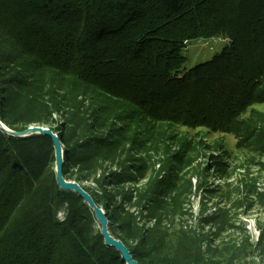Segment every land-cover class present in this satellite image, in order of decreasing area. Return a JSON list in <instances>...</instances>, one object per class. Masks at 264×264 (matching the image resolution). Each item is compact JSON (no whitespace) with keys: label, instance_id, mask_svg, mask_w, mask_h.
I'll return each mask as SVG.
<instances>
[{"label":"trees","instance_id":"16d2710c","mask_svg":"<svg viewBox=\"0 0 264 264\" xmlns=\"http://www.w3.org/2000/svg\"><path fill=\"white\" fill-rule=\"evenodd\" d=\"M0 30L9 49L0 50V67L1 57L23 56L35 71L30 101L51 72L64 90L107 93L146 117L231 131L238 115L264 100V0H0ZM217 38L225 39L217 50L192 57L189 45ZM14 79L0 84L7 87L0 120L20 130L12 117L28 109L11 87L25 80ZM61 140L66 159L77 155ZM50 144L48 136L0 131V264H122L93 231L92 208L43 172ZM258 229L254 244H223L228 254L219 261L199 257L196 236L184 230L175 256L165 253L159 263L134 246L130 252L137 264H264V218Z\"/></svg>","mask_w":264,"mask_h":264},{"label":"rangeland","instance_id":"374dc122","mask_svg":"<svg viewBox=\"0 0 264 264\" xmlns=\"http://www.w3.org/2000/svg\"><path fill=\"white\" fill-rule=\"evenodd\" d=\"M5 38L0 30V50L8 51ZM210 41L189 45L192 57L217 50L225 39ZM1 58L5 61L0 84L9 85L15 77L25 80L22 88L10 85L17 103L28 109L26 115H13L14 126L44 131L21 136L0 131L24 139H51L46 150L52 153L42 163L43 172L50 171L62 190L81 196L68 187L76 185L91 199L94 194L100 200L98 205L93 202L101 214L91 211V227L103 243L102 225L132 258L130 247L134 246L146 260L159 263L165 253L175 256L181 230L196 236L199 257L206 262L228 254L223 244L256 242L258 224L264 218V195H260L264 194L263 99L238 115L231 131L205 123L188 126L146 117L143 108H133L107 93L64 90L66 82H58L60 76L50 77L51 72L40 76V89L30 101L26 96L33 95L37 86L34 69L23 56L18 61ZM35 119L41 121H31ZM63 137L77 155L65 158ZM56 148L62 158L59 177L66 188L57 180ZM112 173L119 179H113ZM64 210L56 212L59 220ZM106 246L116 249L122 264H128L116 246Z\"/></svg>","mask_w":264,"mask_h":264},{"label":"water","instance_id":"95a60500","mask_svg":"<svg viewBox=\"0 0 264 264\" xmlns=\"http://www.w3.org/2000/svg\"><path fill=\"white\" fill-rule=\"evenodd\" d=\"M0 128H2L4 130V132H6L7 134H11V135H14V136H21V135H24V134H27V133H33L35 131H44L43 129L41 128H34V127H30V128H27V129H24V130H11V129H7L5 128V125L0 121ZM56 164H57V171H58V183L62 186V187H67L65 185H63L62 181L60 180V169H61V164H62V158H61V155H60V152L58 150V148H56ZM70 188H74L76 189L80 194L81 196L83 197V200L86 201L88 203V205L92 208V210L94 211L95 215L96 216H99L101 214L100 210L97 208V206L93 203L92 199L90 197H88L82 190H80L76 185H71V186H68ZM101 234L104 236V243L106 245H113V246H116L121 252L124 253V259L127 261L128 264H137L135 262V260H133V258L131 257V255L129 254V252L127 251V249L121 244V242L119 241H115V240H112L106 230H105V227L102 225V228H101Z\"/></svg>","mask_w":264,"mask_h":264}]
</instances>
